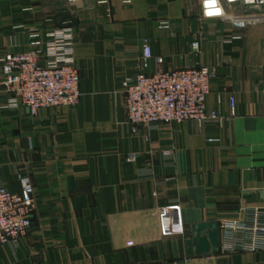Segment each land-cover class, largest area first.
<instances>
[{"label":"crops","instance_id":"crops-1","mask_svg":"<svg viewBox=\"0 0 264 264\" xmlns=\"http://www.w3.org/2000/svg\"><path fill=\"white\" fill-rule=\"evenodd\" d=\"M57 29L73 35L79 104L30 116L4 107L0 88V187L19 191L26 174L35 197L31 228L0 246V264H264V248L185 244L199 222L256 211L264 223V21L205 19L199 0H0V56L34 38L44 49ZM144 38L165 68L216 70L206 103L223 126L128 123L120 83L138 72ZM160 207H174L181 230H162Z\"/></svg>","mask_w":264,"mask_h":264},{"label":"built area","instance_id":"built-area-1","mask_svg":"<svg viewBox=\"0 0 264 264\" xmlns=\"http://www.w3.org/2000/svg\"><path fill=\"white\" fill-rule=\"evenodd\" d=\"M255 8V12L234 14L232 6ZM202 18H218L240 28L264 21V0H199ZM73 35L66 29L48 32L44 49L37 38L29 49L0 56V88L7 94L4 107H26L30 116L43 108L75 107L81 99L79 70L73 59ZM192 48L198 49L193 42ZM42 59L47 63L43 64ZM154 61V68H150ZM164 58L154 56L147 38L143 39L138 72L121 81L125 93L128 123L135 129L150 123L179 124L216 122L226 118L207 107L210 82L216 75L213 67L195 64L165 68ZM230 115L235 113V98L230 96ZM215 139H210L213 141ZM133 158V157H131ZM19 191L0 187V246L24 236L32 226L35 205L34 185L26 174L17 175ZM174 207H160L159 222L163 231L182 229ZM219 250L223 253L257 251L264 248V223L254 211L251 222L223 218L218 222Z\"/></svg>","mask_w":264,"mask_h":264},{"label":"water","instance_id":"water-1","mask_svg":"<svg viewBox=\"0 0 264 264\" xmlns=\"http://www.w3.org/2000/svg\"><path fill=\"white\" fill-rule=\"evenodd\" d=\"M205 231V234L202 232ZM188 254H207L219 250L218 224L215 222H199L192 225V236L187 239Z\"/></svg>","mask_w":264,"mask_h":264}]
</instances>
